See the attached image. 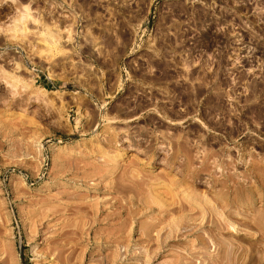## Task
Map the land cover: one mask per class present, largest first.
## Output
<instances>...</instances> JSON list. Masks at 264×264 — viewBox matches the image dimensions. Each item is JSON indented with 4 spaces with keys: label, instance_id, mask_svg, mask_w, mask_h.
<instances>
[{
    "label": "rangeland",
    "instance_id": "rangeland-1",
    "mask_svg": "<svg viewBox=\"0 0 264 264\" xmlns=\"http://www.w3.org/2000/svg\"><path fill=\"white\" fill-rule=\"evenodd\" d=\"M0 264H264V0H0Z\"/></svg>",
    "mask_w": 264,
    "mask_h": 264
},
{
    "label": "bare ground",
    "instance_id": "bare-ground-1",
    "mask_svg": "<svg viewBox=\"0 0 264 264\" xmlns=\"http://www.w3.org/2000/svg\"><path fill=\"white\" fill-rule=\"evenodd\" d=\"M52 37H53V36H52ZM52 37H51V38H52ZM53 38H54V37H53ZM51 42H52V41H51ZM51 42H50V43H51ZM101 120H102V119H101ZM96 124H97V123H96Z\"/></svg>",
    "mask_w": 264,
    "mask_h": 264
}]
</instances>
